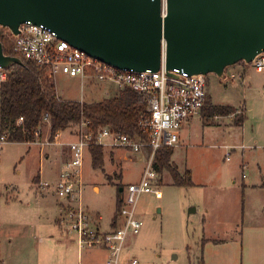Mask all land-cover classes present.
Instances as JSON below:
<instances>
[{
    "label": "rangeland",
    "instance_id": "obj_1",
    "mask_svg": "<svg viewBox=\"0 0 264 264\" xmlns=\"http://www.w3.org/2000/svg\"><path fill=\"white\" fill-rule=\"evenodd\" d=\"M206 80L213 104L238 110L182 124L171 161L190 171L191 183L175 184L163 169L151 185L161 196L153 190L137 196L143 223L121 251L137 264H264V71L235 63L223 77L207 73ZM54 86L63 99L87 102L118 89L64 73L55 75ZM239 109L246 117L238 125ZM64 130L62 138H71L69 126ZM39 132L37 141L0 143L1 264H78L75 233L66 235L58 224L64 199L35 188L39 179L55 180L65 144L48 142V121ZM102 153V166L94 167L91 149L85 152L79 202L90 224L106 229L116 215L118 186L138 180L147 156L105 146Z\"/></svg>",
    "mask_w": 264,
    "mask_h": 264
},
{
    "label": "built area",
    "instance_id": "obj_2",
    "mask_svg": "<svg viewBox=\"0 0 264 264\" xmlns=\"http://www.w3.org/2000/svg\"><path fill=\"white\" fill-rule=\"evenodd\" d=\"M0 30L1 36L14 52L11 55L33 61L45 69L53 81L56 74L64 73L79 77L81 83L89 80L94 85L114 84L118 89L128 87L145 103L146 111L138 123L144 137L130 135L109 126L94 129L89 119L84 117L71 124L69 128L73 137L66 143V156L61 161L55 180L39 179L35 186L39 191L52 189L64 199V202L59 203L61 214L64 215L58 219V224L66 235L71 231L75 233L79 251L102 247L108 252L109 264H136L137 259L134 257L121 261L120 254L129 236L136 235L143 223L136 214L137 196L151 190L161 196L159 187H151L158 174L152 167L154 152L161 146H174L179 140L182 124L194 115L201 116L209 96L206 74L188 73L177 67L170 69L169 74L163 55L157 70L118 68L72 46L59 38L55 30L30 20L21 22L16 33L7 27H0ZM248 63L255 69L264 70V50L255 54ZM7 75V68L0 63V87ZM21 120L22 116H19L17 122ZM43 120L48 121V117L44 116ZM38 132L37 129L35 134ZM5 140L6 137L0 135V143ZM91 145L119 147L130 152L149 148L138 180L122 187L120 206L106 229L100 228L98 222L92 226L88 212L79 202L84 155ZM75 201H78L77 204Z\"/></svg>",
    "mask_w": 264,
    "mask_h": 264
},
{
    "label": "water",
    "instance_id": "obj_3",
    "mask_svg": "<svg viewBox=\"0 0 264 264\" xmlns=\"http://www.w3.org/2000/svg\"><path fill=\"white\" fill-rule=\"evenodd\" d=\"M26 20L122 69L157 70L163 55L168 72L223 77L264 50V0H0V27ZM22 61L0 40L3 67Z\"/></svg>",
    "mask_w": 264,
    "mask_h": 264
},
{
    "label": "trees",
    "instance_id": "obj_4",
    "mask_svg": "<svg viewBox=\"0 0 264 264\" xmlns=\"http://www.w3.org/2000/svg\"><path fill=\"white\" fill-rule=\"evenodd\" d=\"M3 51L13 54L7 42L0 34ZM21 63H12L7 68V79L0 87V135L7 141L32 142L39 135L35 134L48 117L49 140L55 139L56 133L71 126L81 117L89 119L92 128L109 126L121 132L135 136H143L138 125L140 116L145 113L146 105L139 95L131 88L117 89V94L97 101H78L63 99L55 90L54 81L45 69L37 66L33 61L22 59ZM238 63L245 64L242 61ZM238 110L231 105L213 104L207 97V104L201 110V116L228 115ZM240 115L233 119L234 124H241L245 119L243 109ZM22 120L17 122V118ZM92 165L102 166V146L91 145ZM146 155L149 148H145ZM173 146H161L154 152L152 167L156 172L166 169L175 184H190V171L180 172L176 165H172ZM116 199L115 212L120 206V191ZM202 263V261H201Z\"/></svg>",
    "mask_w": 264,
    "mask_h": 264
},
{
    "label": "crops",
    "instance_id": "obj_5",
    "mask_svg": "<svg viewBox=\"0 0 264 264\" xmlns=\"http://www.w3.org/2000/svg\"><path fill=\"white\" fill-rule=\"evenodd\" d=\"M261 71H264V70H261ZM74 100H77V99H74ZM81 100H83V99H81ZM189 121L190 120H188L187 122H189ZM64 133H65V138H66V131L63 129V130L57 131L55 139L53 141H50L48 139L47 140L50 143H60L61 146L63 144H65V156H66V143L70 139H72L73 136H72L71 132L68 131L71 138L65 140V138H62ZM87 153H89V151H87ZM142 153L146 154V151L144 150V151H142ZM62 159H64V158H62ZM62 159H60V163H61ZM77 255H78V264H109L107 262L108 252H107V250H105L102 247L85 248V249H82L80 251H79V249H77ZM128 257H130V255L128 254V250H127V254L126 253L120 254V260L121 261H124ZM0 264H1V260H0Z\"/></svg>",
    "mask_w": 264,
    "mask_h": 264
}]
</instances>
